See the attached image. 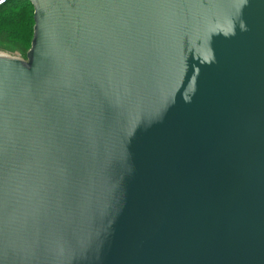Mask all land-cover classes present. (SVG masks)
Instances as JSON below:
<instances>
[{"label":"water","instance_id":"water-1","mask_svg":"<svg viewBox=\"0 0 264 264\" xmlns=\"http://www.w3.org/2000/svg\"><path fill=\"white\" fill-rule=\"evenodd\" d=\"M28 1L0 264H264V0Z\"/></svg>","mask_w":264,"mask_h":264},{"label":"trees","instance_id":"trees-1","mask_svg":"<svg viewBox=\"0 0 264 264\" xmlns=\"http://www.w3.org/2000/svg\"><path fill=\"white\" fill-rule=\"evenodd\" d=\"M34 8L28 0H8L0 6V36H11L12 39L30 41L29 28L33 37Z\"/></svg>","mask_w":264,"mask_h":264},{"label":"rangeland","instance_id":"rangeland-1","mask_svg":"<svg viewBox=\"0 0 264 264\" xmlns=\"http://www.w3.org/2000/svg\"><path fill=\"white\" fill-rule=\"evenodd\" d=\"M29 34L28 38H30V41H25L24 42L22 40L23 34L25 32H23L20 35V41H17L16 39H12L11 36H0V53H4L9 56H21V58H25L27 51L29 50L30 46H31V40H32V35H31V29L32 27L29 28Z\"/></svg>","mask_w":264,"mask_h":264},{"label":"built area","instance_id":"built-area-1","mask_svg":"<svg viewBox=\"0 0 264 264\" xmlns=\"http://www.w3.org/2000/svg\"><path fill=\"white\" fill-rule=\"evenodd\" d=\"M8 0H0V6H2L3 4H5ZM7 54V53H6ZM4 53H0V55H6ZM9 56V55H8ZM13 57H18V58H21V56H13Z\"/></svg>","mask_w":264,"mask_h":264}]
</instances>
